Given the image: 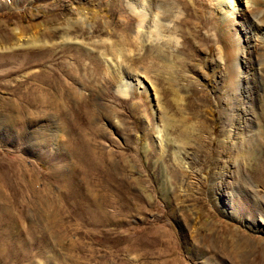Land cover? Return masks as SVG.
<instances>
[{
  "label": "rangeland",
  "instance_id": "obj_1",
  "mask_svg": "<svg viewBox=\"0 0 264 264\" xmlns=\"http://www.w3.org/2000/svg\"><path fill=\"white\" fill-rule=\"evenodd\" d=\"M219 1L163 0L165 15L179 6L185 11L175 25L187 38L175 68L161 43L141 51L125 41L115 0L0 4V24L8 14L15 30L13 40L0 38V55L12 46L50 56L0 77V264L264 263V73L252 101H243L255 112L240 126L228 100L220 104L228 70L219 86L210 70L197 81L183 77L193 61L205 69L211 59L224 64L219 44L210 58L203 52L217 40ZM139 67L154 77L157 115L141 96L116 92ZM56 68L66 95L56 82L31 78ZM71 72L84 83L82 95L68 93L75 87ZM34 90L36 99L62 101L29 104ZM53 114L51 122L25 123L30 115ZM237 129L244 132L239 140ZM58 138L69 154L73 143L87 141L104 164L85 171L79 159L50 149Z\"/></svg>",
  "mask_w": 264,
  "mask_h": 264
},
{
  "label": "bare ground",
  "instance_id": "obj_2",
  "mask_svg": "<svg viewBox=\"0 0 264 264\" xmlns=\"http://www.w3.org/2000/svg\"><path fill=\"white\" fill-rule=\"evenodd\" d=\"M22 1L23 0H0V4L5 6H16L18 3ZM29 1L33 3V0H29ZM116 2L121 7L120 11H122L118 16L120 23L119 25L125 28L126 31L125 30L124 31L127 32L125 36L127 39L125 41L129 40L130 43L128 42V44L137 45V48L139 47L141 51L143 49H146L147 47H157L158 45L156 44L161 43L159 44V47L161 48L163 47V49H161V51L165 53L163 55L167 58V60L171 62L173 68H175L174 66L177 64L175 61L180 56L177 54L182 52L181 47L183 48L185 46V41L187 40L185 34L175 28V25H178L177 20L181 21L183 19L182 16H184V12H185L183 10L184 8L179 6V8L176 10V13L174 15L167 16L165 15L166 14L165 11L163 12L161 10V5H164V3L166 2L165 1L164 3H162L163 0H115L114 3ZM171 2L178 4L183 3L182 4L183 6L184 5L186 6V3L188 4L186 0H171ZM218 8L222 20H220L221 21L220 27L216 28L217 40L210 39L208 41L209 48H204L203 52L205 53L204 55L206 57L208 56V58H210L209 55L212 54V50L214 49L215 45L219 44L217 50L223 57L222 59L224 60V64H220L214 59H211L210 63H208L207 66L208 68L205 69L204 67H202V65L200 66L196 61H193L192 63H190L191 68L189 70L188 68L186 69V73H184L185 76L183 77L189 80L197 81L203 78L207 74L206 72L207 70L208 71L210 70L216 76L215 83L213 84L219 86L221 82L223 85V81H222L224 77L223 73L225 70H228L229 82L226 85L227 87L226 88L224 87L225 91L224 94L221 95L220 97L221 100L220 104H223L226 100H228V102L232 105L233 113H235V115L233 114L234 116L232 115L235 120L233 124L240 126L242 123L248 122L246 119L247 118L246 115L248 112H252L253 114L255 112L252 102L250 104H247L248 102H243V101H247V100L252 101L251 90L254 88L258 79L264 73V0H220L218 4ZM5 15L7 21H5L3 24H0V38L4 42H9L15 38L13 33V31L15 30L9 28L12 19L8 17V14ZM19 23L20 24L18 25L17 28L22 32H26L27 29L29 28L28 25L23 26L21 22ZM6 49L7 50L5 51H7V53L0 55V77H4L5 75L9 77L23 67L25 68L26 66H34L35 64L38 65L39 63L42 64V62L44 63L45 59L50 58V56L46 58V56L44 55L45 52L49 50L45 51L44 54L43 52H40L41 50L34 51V53L19 54L14 51L15 49L12 48V46H10L9 49L8 48ZM181 59L180 61L182 62L183 58ZM152 64L154 66V63ZM197 67H199L198 70H196ZM31 75H33V73ZM71 75L74 77L75 87L71 88L68 93L77 96L82 95L83 92H85L84 83L80 81V78L76 73L71 72ZM149 75H150L149 69L146 70L143 67H139L137 70L135 69V74L134 76L132 75L131 78L132 80L124 81L125 79L122 77L124 80L122 79V81H120L121 83L119 85H116V92L121 97L128 96L129 98H133L135 96L138 97L141 96L146 100L150 109L149 111H151L152 116H154L159 113L158 111L159 97L157 93L158 91L156 90V84L153 83L154 77L152 78L150 77L152 75L150 76ZM31 78L41 81L44 85H50L56 82L60 86L61 93L65 95L67 94L68 90L64 85L59 75V72L57 71V68L52 70L48 74H42L40 72H36ZM34 92L31 91L29 93L33 95L32 97L28 96L29 97L28 99H29V104H35V106L37 104H41L42 106L53 107L56 106L55 103L58 105L59 102L62 101L61 99L60 101L59 100L53 101L52 98L36 99L35 94H39L40 91L35 93ZM53 115L54 116L51 117L43 116L44 118L43 117L35 118L34 116L30 115L25 119V123L26 125H30V124H34L35 122L36 123H40L43 121H44L43 123L51 122L50 120L53 119L54 117L58 118V115L55 114ZM66 115L69 116L70 119L74 117L71 115V112ZM108 120L109 122L110 121L115 123L117 122L116 118L108 119ZM59 125L60 123H58V126ZM62 131L64 132L63 129ZM155 131L158 132L156 140L161 141L160 140L162 138L161 131L159 130H155ZM234 131L236 136L235 139L239 140L241 134H243L244 132L242 131L243 132L242 133L238 129ZM58 133L60 132L58 131ZM140 133L141 132H139V134ZM61 136L64 135L62 134ZM87 143H88L87 141L84 142L82 141V143H79L77 145L73 143L74 147L70 154L67 153V151L63 148V142L59 138L58 140L52 142V144H50L49 147L51 150H53L56 153L62 151L61 153L65 154L66 156L67 155L73 156L74 158L79 159L85 171L86 170L92 171L100 167L102 164H104L103 163L104 157H101V155H99L100 153H98L96 150L90 147ZM68 187L70 189L69 191L70 196L76 195V190L74 189L73 182L71 181L68 182ZM94 213H95V218L97 220H100L101 215L99 214V212L94 211ZM237 254L238 256L242 257V255H245L246 253L240 254V251L238 250Z\"/></svg>",
  "mask_w": 264,
  "mask_h": 264
}]
</instances>
